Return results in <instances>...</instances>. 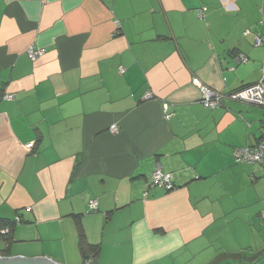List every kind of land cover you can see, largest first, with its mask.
<instances>
[{
	"label": "crops",
	"instance_id": "1",
	"mask_svg": "<svg viewBox=\"0 0 264 264\" xmlns=\"http://www.w3.org/2000/svg\"><path fill=\"white\" fill-rule=\"evenodd\" d=\"M30 45L45 53L32 61ZM193 76L223 94L264 78V0H0V220L20 217L0 255L84 264L98 246L91 264H211L213 250H264L260 167L232 155L261 138L264 108H205ZM156 169L173 189L150 185Z\"/></svg>",
	"mask_w": 264,
	"mask_h": 264
},
{
	"label": "built area",
	"instance_id": "2",
	"mask_svg": "<svg viewBox=\"0 0 264 264\" xmlns=\"http://www.w3.org/2000/svg\"><path fill=\"white\" fill-rule=\"evenodd\" d=\"M202 8L198 11V16L202 17ZM255 45H260L262 43V38L259 36L255 37L254 41ZM45 53V49L42 47L34 48L30 45L27 50V56L35 61L40 56ZM239 60L246 61V57L240 55ZM192 84L198 88L199 92V102L205 107L209 109L215 108L219 105L222 97H227L232 100L240 101L246 104L254 105L257 107L264 108V78L260 79L257 82L247 84L241 86L235 90L229 91L228 93L223 94L219 90L212 88L209 85L204 84L197 76H193L191 78ZM5 98H12L13 95L7 94L4 96ZM145 97H151V93L147 92ZM165 115L169 116L167 110L165 111ZM109 130L111 132L118 131V127L116 124H111L109 126ZM32 142L27 143L26 147H31ZM232 155L238 162H248L251 164H257L260 167L261 175L264 177V133L261 138L253 145L244 146V147H236L233 148ZM151 186H161L165 190H171L174 188V184L172 182L171 173L162 172L159 169H156L152 173V178L150 182ZM96 201L90 200L89 207L91 209H96ZM260 219L264 221V200L262 202V208L259 213ZM20 223V217L15 216L12 220H8L2 222L0 220V237H8L11 233L15 224ZM2 256V255H1ZM92 262V258H88L84 264H90Z\"/></svg>",
	"mask_w": 264,
	"mask_h": 264
},
{
	"label": "trees",
	"instance_id": "3",
	"mask_svg": "<svg viewBox=\"0 0 264 264\" xmlns=\"http://www.w3.org/2000/svg\"><path fill=\"white\" fill-rule=\"evenodd\" d=\"M77 163L75 164V167L77 166ZM1 221L2 222H5V220H1ZM80 240H81L80 241V246H81V249L83 251H86L84 249L87 248V247H93V246L87 244L84 241L85 239H84V235H83L82 232L80 234ZM8 241H9V239H7V242ZM8 243H10V242H8ZM91 249H92V253H93L92 256H91V258L94 259V257H95L94 255L96 253V252L94 253V251H97L98 250V246H97V248H91ZM89 250H90V248H89ZM84 258H85V261H86L89 258V256H87V255L84 254ZM242 258H241V256H239V253H230V254H226L225 256H223V261L226 260L224 264H231L232 262H240V261H242L241 260ZM263 260H264V250H261L258 253H256L254 256H251L248 259V261H242V264H264V261ZM221 261L216 258L211 264H218V262H221Z\"/></svg>",
	"mask_w": 264,
	"mask_h": 264
},
{
	"label": "rangeland",
	"instance_id": "4",
	"mask_svg": "<svg viewBox=\"0 0 264 264\" xmlns=\"http://www.w3.org/2000/svg\"><path fill=\"white\" fill-rule=\"evenodd\" d=\"M260 175H261V173H260ZM260 184H259V187H258V189L260 190H264V177H262V175H261V178H260ZM235 215H237V213L236 212H233V213H230V217L232 218V217H234ZM260 225L261 226H263L262 227V230H264V221H262L261 220V223H260ZM229 236H231V233H230V235H227L226 237H229ZM232 251V250H231ZM230 251V252H231ZM259 251H261V250H236L235 252L236 253H239V256H241V260L242 261H248V259L251 257V256H254L256 253H258ZM222 252H224V251H222V250H213V252H212V254L211 255H214V258L215 257H217V259H219L220 261L222 260L223 261V257H221V256H219L220 255V253H222ZM233 252V251H232ZM242 261H240V262H232L231 264H242ZM224 263H225V261H223ZM223 262H218V264H223ZM230 263V262H229ZM188 264H196V262L194 261V260H190V262L188 263Z\"/></svg>",
	"mask_w": 264,
	"mask_h": 264
},
{
	"label": "water",
	"instance_id": "5",
	"mask_svg": "<svg viewBox=\"0 0 264 264\" xmlns=\"http://www.w3.org/2000/svg\"><path fill=\"white\" fill-rule=\"evenodd\" d=\"M0 264H59L47 257H27L22 255H0Z\"/></svg>",
	"mask_w": 264,
	"mask_h": 264
}]
</instances>
